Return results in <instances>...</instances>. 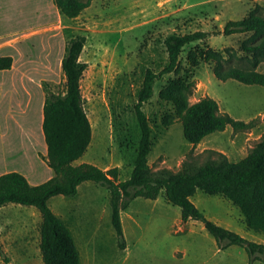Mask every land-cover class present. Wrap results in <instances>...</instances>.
I'll return each mask as SVG.
<instances>
[{
  "label": "rangeland",
  "instance_id": "1",
  "mask_svg": "<svg viewBox=\"0 0 264 264\" xmlns=\"http://www.w3.org/2000/svg\"><path fill=\"white\" fill-rule=\"evenodd\" d=\"M255 4L264 13V0H92L77 17L68 18L59 13L53 0H0V35L5 39H9L8 35L21 37L20 46H29L38 63L45 62L44 54L50 44L44 33L34 30L46 25L50 30H59L64 48L71 37L84 36L79 59L87 66L80 90L91 125V140L83 155L72 164L87 162L102 169L117 166L118 179L125 180L130 177L140 136L134 112L137 90L146 68L159 72L168 63L164 38L171 33L196 30L209 33L204 40L184 47L180 54L182 68L187 67V50L197 45L220 51L228 48L233 56L225 66L246 68L248 63L240 43L249 33L223 35L220 30L227 20L244 17ZM53 38L50 41L62 50L63 57L61 39L56 44ZM256 70L264 73V61ZM58 72L51 74L53 79L40 81L43 92L46 88L55 93L64 91L65 77L62 69ZM173 76L169 72L157 78L152 96L141 107L151 127L148 164L152 170L176 171L189 154L196 161H203L206 149L238 161L264 134V87L231 78L220 80L212 72V63L200 61L189 72V79L195 82L189 101L208 95L231 117L254 122L245 131L227 126L205 136L197 145H190L183 137L179 120L166 127L161 123L162 115L173 110L170 103L159 99L158 91ZM32 115L37 119V113ZM0 116L5 114L0 112ZM31 129L37 135L36 121ZM0 133L14 149L23 144L25 136L11 119L0 122ZM20 153L11 156L7 163L26 170L36 165L42 170L30 154ZM190 200L207 219L249 240L264 243V235L249 230L238 207L228 199L196 189ZM48 205L70 229L81 264H264L257 260L249 262L239 245L219 248L201 220L182 221L180 208L166 200L163 190L155 199L135 197L120 212L123 248L111 223L109 192L104 186L83 181L74 196L54 195ZM2 206L0 236L4 241L0 240V244L5 254L0 255V264H43L39 211L20 203ZM5 244L12 249L6 251Z\"/></svg>",
  "mask_w": 264,
  "mask_h": 264
},
{
  "label": "trees",
  "instance_id": "2",
  "mask_svg": "<svg viewBox=\"0 0 264 264\" xmlns=\"http://www.w3.org/2000/svg\"><path fill=\"white\" fill-rule=\"evenodd\" d=\"M91 1L53 0L59 13L68 18L77 17ZM259 9L260 5L255 4L244 17L227 20L220 30L223 35L249 33L240 43V50L248 63L246 68L225 66V62L233 56L232 52L228 48L220 51L208 45L190 47L185 54L187 67L182 68L180 54L184 47L204 40L209 33L196 30L184 34L171 33L164 38L168 63L159 72L146 68L137 90L134 112L140 136L130 177L125 180L118 179L117 166L102 169L87 162L72 164L83 155L90 143L91 125L80 90V81L87 66L79 59L85 38L76 35L68 40L61 59L65 89L62 93L47 88L44 91L42 132L47 146L44 160L53 170V176L32 185L17 171L0 175V206L20 203L34 206L40 213L39 250L43 264H81L70 229L51 210L48 200L57 194L74 196L78 185L87 180L108 190L111 223L121 248L124 247V237L120 212L127 209L135 197L155 199L163 190L166 200L180 208L182 221L201 220L219 248L239 245L246 251L249 262L257 260L264 263V243L249 240L207 219L190 200L196 189L221 195L238 207L249 230L264 235V134L238 161L229 160L222 152L206 149L203 161L198 162L195 156L189 154L176 171L166 168L152 170L148 164V153L152 146L151 127L141 108L152 96L155 80L164 73L173 72L174 76L158 91L159 99L170 103L173 110L162 115L163 126L179 120L183 137L192 146L227 126L234 131L251 128L253 119L243 121L231 117L208 95L190 102L195 82L189 79V72L200 61H205L212 63V72L220 80L231 78L264 87V73L256 70L258 64L264 61V13ZM11 63V56H0V69L10 68ZM3 254L5 252L0 244V255Z\"/></svg>",
  "mask_w": 264,
  "mask_h": 264
},
{
  "label": "crops",
  "instance_id": "3",
  "mask_svg": "<svg viewBox=\"0 0 264 264\" xmlns=\"http://www.w3.org/2000/svg\"><path fill=\"white\" fill-rule=\"evenodd\" d=\"M33 32L44 33L50 44L44 54L45 62L43 63L36 62V53L32 56L29 46L25 48L20 46L21 37L7 34L9 39H5L6 37L0 35V56L9 55L12 57L10 68L0 69V112L5 114L4 117L0 116V122L7 123L10 119L13 120L17 127L20 128V131L23 132V135L26 136L25 138L23 137L22 141L24 146L25 139H30L28 141L30 146H25L24 148L23 144H21L19 148L16 147L14 149L10 140L4 139V133H0V175L10 171H17L23 174L30 184L35 185L49 179L54 174L44 160L47 155V146L42 132L44 92L40 81L53 79L51 74L56 72L55 74L57 75L58 71H61L62 50L61 52L57 50L58 46H55L52 40V42L50 41V37H54L56 44L58 39H61L62 48H64V39L59 30H50L47 25ZM12 36L14 38H11ZM33 113H37V119H34ZM34 121H36L38 126L37 135H34V130L31 129ZM5 127L10 126L5 125ZM20 152L23 156L30 154L32 156L31 159L34 158L42 170L36 165H33V168L28 170L19 166L9 165L7 161H9L10 157L16 156ZM42 175L44 177H40ZM0 207L3 206L1 205ZM1 241H4V239ZM5 246L7 245L5 244ZM5 248L6 251L12 249L9 246Z\"/></svg>",
  "mask_w": 264,
  "mask_h": 264
},
{
  "label": "bare ground",
  "instance_id": "4",
  "mask_svg": "<svg viewBox=\"0 0 264 264\" xmlns=\"http://www.w3.org/2000/svg\"><path fill=\"white\" fill-rule=\"evenodd\" d=\"M19 129H20V128H19ZM26 135H27V134H26ZM25 137H26V136H25ZM25 137H24V138H25ZM29 140H30V139H29ZM29 140L25 139V145L30 146V145H29V142H28ZM30 143H31V141H30ZM23 144H24V142H23Z\"/></svg>",
  "mask_w": 264,
  "mask_h": 264
}]
</instances>
